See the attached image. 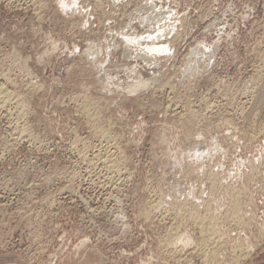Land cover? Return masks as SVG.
Returning <instances> with one entry per match:
<instances>
[{
	"label": "rangeland",
	"instance_id": "rangeland-1",
	"mask_svg": "<svg viewBox=\"0 0 264 264\" xmlns=\"http://www.w3.org/2000/svg\"><path fill=\"white\" fill-rule=\"evenodd\" d=\"M2 90L0 264H264V0H0Z\"/></svg>",
	"mask_w": 264,
	"mask_h": 264
},
{
	"label": "bare ground",
	"instance_id": "bare-ground-1",
	"mask_svg": "<svg viewBox=\"0 0 264 264\" xmlns=\"http://www.w3.org/2000/svg\"><path fill=\"white\" fill-rule=\"evenodd\" d=\"M167 79H168V78H167ZM148 82H150V81H148ZM145 86H146V85H145ZM147 86H148V85H147ZM3 91H4V90L0 91V98L3 97V98L5 99L6 96H8V95H7L5 92H3ZM1 92H3L4 95L1 94ZM12 98H13V97H12ZM6 100H7V99H6ZM1 101H2V100H1ZM15 127H16V126H15ZM23 131H24V130H23ZM102 131H103V129H102ZM104 131H105V130H104ZM97 133H98V132H97ZM98 135H99V134H98ZM103 135H104V134H103ZM104 138H105V137H104ZM110 151H111V150H110ZM114 162H115V161H114ZM114 162H113V163H114ZM115 163H116V162H115ZM115 163H114V164H115ZM117 164H118V163H116V165H117ZM113 166H115V165H113ZM113 166H112V167H113ZM110 167H111V166H110ZM192 214H193V213H192ZM198 214H199V213H198ZM199 215H200V214H199ZM199 215H198V217L196 216L197 219L200 217ZM196 217H194V219H195ZM204 217H205V216H204ZM201 218L204 219L203 217H201ZM202 219H201V220H202ZM205 219L207 220V218H205ZM205 219H204V221H206ZM199 220H200V219H199ZM201 220H200V221H201ZM204 221H203V223H202V221H201L202 225L205 224ZM212 223H213V222H212ZM211 225H212V224H211ZM205 227H206V225H205ZM205 227H202V228H205ZM208 227H210V226H208ZM212 227H213V226H212ZM210 228H211V227H210ZM208 229H209V228H208ZM208 229H207V231H210V230H211V229H209V230H208ZM212 229H213V228H212ZM202 231H204V230L202 229ZM213 231H215V229H213L212 231H210L211 234H214V233H215V232H213ZM210 232H209V233H210ZM212 232H213V233H212ZM209 233H208V235H209ZM205 234H206V233H205ZM214 235H215V234H214ZM209 236H211V235H209ZM209 236H208V238H211V237H212V236H211V237H209ZM212 238H213V237H212ZM212 238H211V239H212ZM213 240H214V239H213ZM220 240H221V239H220ZM207 241H208V239H207ZM205 243H206V242H205ZM211 243H212V242H211ZM206 248H207V247H206ZM207 249H208V248H207ZM213 251H214V250H213ZM216 251H217V250H216ZM215 253H216V252H215ZM216 255H217V254H216ZM216 255H215V256H216ZM237 258H239V257H237Z\"/></svg>",
	"mask_w": 264,
	"mask_h": 264
},
{
	"label": "crops",
	"instance_id": "crops-1",
	"mask_svg": "<svg viewBox=\"0 0 264 264\" xmlns=\"http://www.w3.org/2000/svg\"><path fill=\"white\" fill-rule=\"evenodd\" d=\"M2 264H24V263L8 261V262L2 263Z\"/></svg>",
	"mask_w": 264,
	"mask_h": 264
}]
</instances>
